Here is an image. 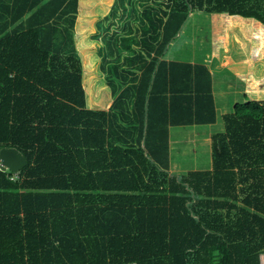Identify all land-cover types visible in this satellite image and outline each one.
Wrapping results in <instances>:
<instances>
[{
  "label": "trees",
  "instance_id": "trees-1",
  "mask_svg": "<svg viewBox=\"0 0 264 264\" xmlns=\"http://www.w3.org/2000/svg\"><path fill=\"white\" fill-rule=\"evenodd\" d=\"M33 2L0 37V149L25 158L15 181L0 170V264H261L264 96L221 117L210 169L173 177L169 129L216 112L208 70L163 55L197 11L258 23L264 57V0H113L75 41L78 0ZM79 44L107 111L86 105Z\"/></svg>",
  "mask_w": 264,
  "mask_h": 264
},
{
  "label": "crops",
  "instance_id": "crops-1",
  "mask_svg": "<svg viewBox=\"0 0 264 264\" xmlns=\"http://www.w3.org/2000/svg\"><path fill=\"white\" fill-rule=\"evenodd\" d=\"M33 1L0 0V37L13 32L31 15L28 9L34 3ZM112 3L113 0H78L77 19H75L73 27L74 41L77 38L79 28L82 29L81 31L85 35L96 33V22L109 12ZM25 8L24 16L15 22L14 19ZM192 15L199 17L194 23V32L197 29L205 30V34L198 38L196 33H193V35L189 33L190 37L185 34L186 24L192 18ZM204 19H206L205 22L202 21ZM213 31H222L223 36L220 41L215 40L211 36ZM183 35L187 37L184 44H186L187 39L192 38L194 44L197 42L202 54L197 55L195 52H191L188 56V61L177 62L203 65L211 76V92L216 112V123L209 127L215 126L220 117L230 114L234 106L242 104L247 96L256 100L260 96H264V57H262L261 50L262 28L258 23L250 20H233L229 18H222L218 21L209 14L193 11L189 14L168 47L182 38ZM95 44L97 47L101 45L98 42H95ZM218 44H220L219 47L216 46ZM75 45H77V42H75ZM214 50H217L216 55L213 53ZM98 63L100 71L98 80L101 83L99 94L100 92L102 93V98L99 95L94 107L96 110L107 111L112 100L110 90L105 85L106 76L103 73L101 58H99ZM97 69V66L93 67L95 73ZM205 141L210 143L211 139L206 138ZM170 151L169 139V154ZM169 173L171 175V170H169Z\"/></svg>",
  "mask_w": 264,
  "mask_h": 264
},
{
  "label": "rangeland",
  "instance_id": "rangeland-1",
  "mask_svg": "<svg viewBox=\"0 0 264 264\" xmlns=\"http://www.w3.org/2000/svg\"><path fill=\"white\" fill-rule=\"evenodd\" d=\"M198 18L197 15H192V18L188 20L185 27V34L188 37H190L189 33L192 35L196 33L197 38L205 34V30L197 29L194 32V23ZM205 20L202 21L205 22ZM201 28L204 29L203 27ZM185 38H187L186 35H183L182 38L168 47L164 54V60L188 61V56L191 52H195L197 55L202 54L197 42L194 44L193 39L190 38L184 44ZM86 42L91 41L88 39ZM89 50H87L88 53H84L85 50L82 44H79V49H77L81 62L84 65L83 87L86 95V105L89 109H95L94 103L99 99V95L102 98V93L100 92L99 94L98 80L93 85V82L90 83L88 79L90 77L100 78L99 56L96 51H92V48H89ZM94 66L98 67L96 73L93 71ZM90 84L92 85L91 89L89 88ZM220 118L217 124L212 127L196 126L171 128L169 130L171 176L180 177L185 176L190 171L208 170L211 168V141L207 143L205 139H211V135L223 132V124ZM261 256L264 259V253Z\"/></svg>",
  "mask_w": 264,
  "mask_h": 264
},
{
  "label": "water",
  "instance_id": "water-1",
  "mask_svg": "<svg viewBox=\"0 0 264 264\" xmlns=\"http://www.w3.org/2000/svg\"><path fill=\"white\" fill-rule=\"evenodd\" d=\"M25 165V158L13 148L0 149V170L17 174Z\"/></svg>",
  "mask_w": 264,
  "mask_h": 264
},
{
  "label": "built area",
  "instance_id": "built-area-1",
  "mask_svg": "<svg viewBox=\"0 0 264 264\" xmlns=\"http://www.w3.org/2000/svg\"><path fill=\"white\" fill-rule=\"evenodd\" d=\"M15 180H17V178H16V174H13V177L11 178V181H15ZM260 257V259H261V264H264V259H263V257L260 255L259 256ZM123 264H136L135 262H125V263H123Z\"/></svg>",
  "mask_w": 264,
  "mask_h": 264
}]
</instances>
